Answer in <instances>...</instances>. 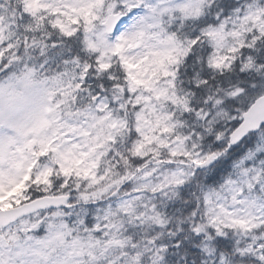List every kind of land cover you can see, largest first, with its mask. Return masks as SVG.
Returning a JSON list of instances; mask_svg holds the SVG:
<instances>
[{"label":"snow or ice","instance_id":"1","mask_svg":"<svg viewBox=\"0 0 264 264\" xmlns=\"http://www.w3.org/2000/svg\"><path fill=\"white\" fill-rule=\"evenodd\" d=\"M0 264H264V0H0Z\"/></svg>","mask_w":264,"mask_h":264}]
</instances>
